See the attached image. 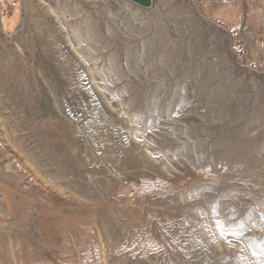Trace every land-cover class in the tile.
Instances as JSON below:
<instances>
[{
  "label": "rangeland",
  "instance_id": "374dc122",
  "mask_svg": "<svg viewBox=\"0 0 264 264\" xmlns=\"http://www.w3.org/2000/svg\"><path fill=\"white\" fill-rule=\"evenodd\" d=\"M0 264H264V0H0Z\"/></svg>",
  "mask_w": 264,
  "mask_h": 264
},
{
  "label": "water",
  "instance_id": "95a60500",
  "mask_svg": "<svg viewBox=\"0 0 264 264\" xmlns=\"http://www.w3.org/2000/svg\"><path fill=\"white\" fill-rule=\"evenodd\" d=\"M131 3L137 5L141 9H150L153 7L154 0H128Z\"/></svg>",
  "mask_w": 264,
  "mask_h": 264
},
{
  "label": "built area",
  "instance_id": "2783aa9c",
  "mask_svg": "<svg viewBox=\"0 0 264 264\" xmlns=\"http://www.w3.org/2000/svg\"><path fill=\"white\" fill-rule=\"evenodd\" d=\"M245 37L248 39V38H251L254 34H253V31L251 29H246L245 30Z\"/></svg>",
  "mask_w": 264,
  "mask_h": 264
},
{
  "label": "bare ground",
  "instance_id": "6f19581e",
  "mask_svg": "<svg viewBox=\"0 0 264 264\" xmlns=\"http://www.w3.org/2000/svg\"><path fill=\"white\" fill-rule=\"evenodd\" d=\"M145 10H147V9H145Z\"/></svg>",
  "mask_w": 264,
  "mask_h": 264
}]
</instances>
